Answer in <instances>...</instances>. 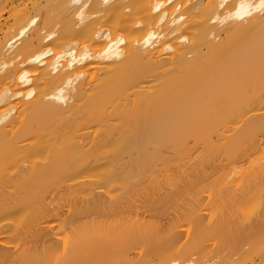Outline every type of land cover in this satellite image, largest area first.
I'll return each mask as SVG.
<instances>
[{
    "label": "bare ground",
    "instance_id": "6f19581e",
    "mask_svg": "<svg viewBox=\"0 0 264 264\" xmlns=\"http://www.w3.org/2000/svg\"><path fill=\"white\" fill-rule=\"evenodd\" d=\"M36 1L0 0V264H264V0Z\"/></svg>",
    "mask_w": 264,
    "mask_h": 264
},
{
    "label": "rangeland",
    "instance_id": "374dc122",
    "mask_svg": "<svg viewBox=\"0 0 264 264\" xmlns=\"http://www.w3.org/2000/svg\"><path fill=\"white\" fill-rule=\"evenodd\" d=\"M32 2H37L36 0H29V5H31V3ZM6 16H8V14L6 13V15H4L3 17H6ZM2 17V18H3ZM252 156H255V153L254 154H252ZM249 161V159L248 158H245L242 162H240V163H242V164H246L247 162ZM230 177H232V176H230ZM186 225H188V223H184V226H186ZM248 264H250V262H248Z\"/></svg>",
    "mask_w": 264,
    "mask_h": 264
}]
</instances>
